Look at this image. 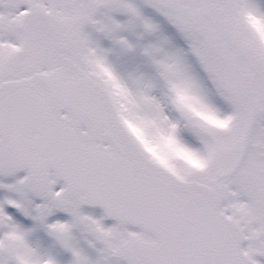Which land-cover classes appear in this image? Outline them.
Listing matches in <instances>:
<instances>
[{
    "label": "snow or ice",
    "instance_id": "6c2138e0",
    "mask_svg": "<svg viewBox=\"0 0 264 264\" xmlns=\"http://www.w3.org/2000/svg\"><path fill=\"white\" fill-rule=\"evenodd\" d=\"M0 264H264V0H0Z\"/></svg>",
    "mask_w": 264,
    "mask_h": 264
}]
</instances>
